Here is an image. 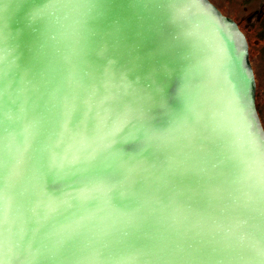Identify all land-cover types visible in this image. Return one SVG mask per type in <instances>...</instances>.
<instances>
[{
	"label": "water",
	"instance_id": "95a60500",
	"mask_svg": "<svg viewBox=\"0 0 264 264\" xmlns=\"http://www.w3.org/2000/svg\"><path fill=\"white\" fill-rule=\"evenodd\" d=\"M49 2L45 23L35 26L32 13ZM0 17V159L6 175L18 171L6 192L14 203L5 218L0 211L4 264H36L41 252L54 257L50 264H108L138 251L141 264H258L264 126L248 42L235 21L210 0H0ZM209 48L223 49L217 63L228 67L200 87L197 66ZM241 75L245 98L237 103ZM126 98L138 122L159 133L139 150L154 155L125 145L131 163L118 165V176H68L61 186L87 189L97 206L82 202L69 218H46L35 171L41 148L55 143L73 109L95 120ZM190 112L198 114L192 123ZM104 159L95 166L104 169ZM72 236L75 260L58 249Z\"/></svg>",
	"mask_w": 264,
	"mask_h": 264
},
{
	"label": "snow or ice",
	"instance_id": "6c2138e0",
	"mask_svg": "<svg viewBox=\"0 0 264 264\" xmlns=\"http://www.w3.org/2000/svg\"><path fill=\"white\" fill-rule=\"evenodd\" d=\"M51 2L46 3L42 8L32 13V22L39 27L45 23L46 17L44 12ZM4 20L0 17V45L3 42ZM226 55L223 49L209 48L206 58L197 66L198 71L195 75V81H199L200 87H207L215 78L218 71L228 67L226 63H217L218 58ZM4 63L3 48L0 47V65ZM235 63H239V58ZM194 69L189 68L184 73V85L186 87L189 79H193ZM4 84L3 73L0 72V85ZM13 81L10 87H13ZM183 87L179 94V99L184 101ZM246 89V79L243 75L237 77V84L233 86V96L237 103H243L244 93ZM4 96V87L0 88V103ZM115 118L111 131L106 132L109 122ZM198 114L190 112L188 116L189 123L196 121ZM140 117L135 112V102L131 98H126L125 102L112 106L105 114H97L95 120L90 113L81 114L78 109H73L68 115L64 125V130L59 138L53 144L45 145L40 150V155L35 161V171L41 182V192L43 193L46 206L44 207V215L46 218L55 217L59 214L61 217H70L74 214V210L82 203L86 202L89 207L97 206V200L94 198H86L87 189L81 188L78 191L70 190L73 186L67 188L61 185L68 176H93L102 171L110 172L114 177L118 176L121 168L118 165L131 163L130 153L125 145H134V152L143 155L145 159H151L154 155L150 148L140 152V148L149 143L150 139L159 135L152 129H147L139 123ZM106 133V134H105ZM100 145V147H97ZM0 154H3L0 147ZM107 157L106 159H104ZM104 159L105 168H97L96 162ZM18 176V171L11 168L8 174H5L3 159H0V204L3 208L4 218L14 203L15 197L7 199L6 192L11 187L12 180ZM123 207V204L120 205ZM41 202L38 201L34 211L39 214ZM4 222V220H3ZM60 229L55 228L52 236L56 235ZM2 241H0V264H4L2 257ZM139 248L142 245L138 246ZM59 252L70 258L78 255L76 237L72 236L66 241L58 242ZM252 255L257 257L258 264H264V244L258 250H253ZM143 252L135 253L122 252L119 259L115 257L108 264H141ZM41 252L36 257V264H50V260ZM14 264V262H13ZM97 264H100L97 261Z\"/></svg>",
	"mask_w": 264,
	"mask_h": 264
},
{
	"label": "rangeland",
	"instance_id": "374dc122",
	"mask_svg": "<svg viewBox=\"0 0 264 264\" xmlns=\"http://www.w3.org/2000/svg\"><path fill=\"white\" fill-rule=\"evenodd\" d=\"M221 12L236 22L240 30L245 35L249 54L254 70L257 89L264 90V23H253L254 19H264L263 15H258L259 12L252 11L253 8H258L257 5L250 3L249 0H210ZM257 105V104H256ZM259 114L264 126V100L258 101Z\"/></svg>",
	"mask_w": 264,
	"mask_h": 264
},
{
	"label": "crops",
	"instance_id": "0c3cea01",
	"mask_svg": "<svg viewBox=\"0 0 264 264\" xmlns=\"http://www.w3.org/2000/svg\"><path fill=\"white\" fill-rule=\"evenodd\" d=\"M250 3H253V4H255V5H257L258 3H261L260 6H259L258 8H254V7L252 6V8H253L252 11L260 12V10L264 8V0H249V5H250ZM250 6H251V5H250ZM251 19H252V22H253V23H264V19H263V20H260V19H258V18L254 19L253 17H252Z\"/></svg>",
	"mask_w": 264,
	"mask_h": 264
},
{
	"label": "trees",
	"instance_id": "16d2710c",
	"mask_svg": "<svg viewBox=\"0 0 264 264\" xmlns=\"http://www.w3.org/2000/svg\"><path fill=\"white\" fill-rule=\"evenodd\" d=\"M264 14V8L260 10V12L258 13V15H263ZM261 99L264 100V90H258L257 89V96H256V104H257V109H258V101ZM259 111V109H258Z\"/></svg>",
	"mask_w": 264,
	"mask_h": 264
}]
</instances>
